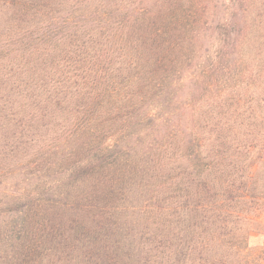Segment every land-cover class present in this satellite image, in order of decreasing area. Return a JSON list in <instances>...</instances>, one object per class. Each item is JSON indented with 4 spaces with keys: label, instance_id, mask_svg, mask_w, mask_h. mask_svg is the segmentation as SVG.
<instances>
[{
    "label": "trees",
    "instance_id": "16d2710c",
    "mask_svg": "<svg viewBox=\"0 0 264 264\" xmlns=\"http://www.w3.org/2000/svg\"><path fill=\"white\" fill-rule=\"evenodd\" d=\"M264 0H0V264H264Z\"/></svg>",
    "mask_w": 264,
    "mask_h": 264
},
{
    "label": "rangeland",
    "instance_id": "374dc122",
    "mask_svg": "<svg viewBox=\"0 0 264 264\" xmlns=\"http://www.w3.org/2000/svg\"><path fill=\"white\" fill-rule=\"evenodd\" d=\"M250 246H261L264 244V236L263 235H253L249 239Z\"/></svg>",
    "mask_w": 264,
    "mask_h": 264
}]
</instances>
